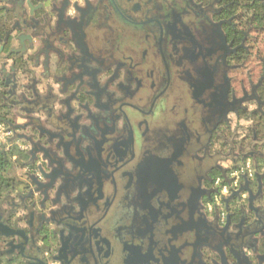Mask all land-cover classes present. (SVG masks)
<instances>
[{
  "label": "flooded vegetation",
  "instance_id": "obj_1",
  "mask_svg": "<svg viewBox=\"0 0 264 264\" xmlns=\"http://www.w3.org/2000/svg\"><path fill=\"white\" fill-rule=\"evenodd\" d=\"M257 4L0 0V264H264Z\"/></svg>",
  "mask_w": 264,
  "mask_h": 264
},
{
  "label": "rangeland",
  "instance_id": "obj_2",
  "mask_svg": "<svg viewBox=\"0 0 264 264\" xmlns=\"http://www.w3.org/2000/svg\"><path fill=\"white\" fill-rule=\"evenodd\" d=\"M246 18H247V15L244 14L243 20H242L243 25L245 22L244 20ZM263 42H264V32H258V31H252L251 32V41L249 42V45H251L253 47V49H252L253 53L248 60L247 68L249 69V71L250 70L252 71V77L254 78V80L257 78L258 73L260 71L257 58H260L264 55ZM245 74H246L245 70L237 71V72L233 73V77L237 78V80H245ZM246 88H247V85H246ZM252 107H254V106H252ZM242 120L243 121L241 122V124L243 125V127L247 126V123H245V118H243Z\"/></svg>",
  "mask_w": 264,
  "mask_h": 264
},
{
  "label": "trees",
  "instance_id": "obj_3",
  "mask_svg": "<svg viewBox=\"0 0 264 264\" xmlns=\"http://www.w3.org/2000/svg\"><path fill=\"white\" fill-rule=\"evenodd\" d=\"M250 10H252L251 24L253 31L264 32V6L261 4L253 5ZM260 95L264 97V90L260 91Z\"/></svg>",
  "mask_w": 264,
  "mask_h": 264
},
{
  "label": "water",
  "instance_id": "obj_4",
  "mask_svg": "<svg viewBox=\"0 0 264 264\" xmlns=\"http://www.w3.org/2000/svg\"><path fill=\"white\" fill-rule=\"evenodd\" d=\"M178 254H173V257H172V260H171V262H170V264L172 263V264H178L177 262H179L180 263V261H177L175 258H176V256H177ZM118 256H115V257H113V256H111L110 257V259H111V264H118L119 262H118V258H117ZM129 264H133V261L132 260H130V263Z\"/></svg>",
  "mask_w": 264,
  "mask_h": 264
},
{
  "label": "built area",
  "instance_id": "obj_5",
  "mask_svg": "<svg viewBox=\"0 0 264 264\" xmlns=\"http://www.w3.org/2000/svg\"><path fill=\"white\" fill-rule=\"evenodd\" d=\"M246 166H248V164ZM223 193H225V188H223Z\"/></svg>",
  "mask_w": 264,
  "mask_h": 264
}]
</instances>
